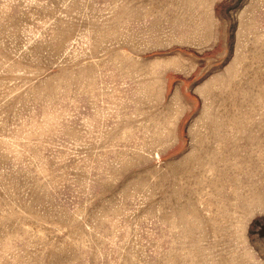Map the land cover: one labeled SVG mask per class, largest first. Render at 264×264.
I'll use <instances>...</instances> for the list:
<instances>
[{"label": "rangeland", "instance_id": "rangeland-1", "mask_svg": "<svg viewBox=\"0 0 264 264\" xmlns=\"http://www.w3.org/2000/svg\"><path fill=\"white\" fill-rule=\"evenodd\" d=\"M0 264H264V0H0Z\"/></svg>", "mask_w": 264, "mask_h": 264}]
</instances>
